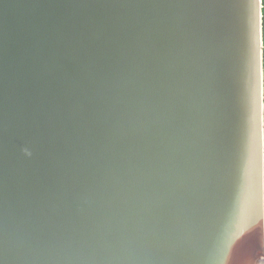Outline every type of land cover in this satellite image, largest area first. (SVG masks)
<instances>
[{"label":"water","instance_id":"water-1","mask_svg":"<svg viewBox=\"0 0 264 264\" xmlns=\"http://www.w3.org/2000/svg\"><path fill=\"white\" fill-rule=\"evenodd\" d=\"M261 0H0V264H264Z\"/></svg>","mask_w":264,"mask_h":264},{"label":"trees","instance_id":"trees-1","mask_svg":"<svg viewBox=\"0 0 264 264\" xmlns=\"http://www.w3.org/2000/svg\"><path fill=\"white\" fill-rule=\"evenodd\" d=\"M262 5V45H263V115H264V0H261Z\"/></svg>","mask_w":264,"mask_h":264}]
</instances>
